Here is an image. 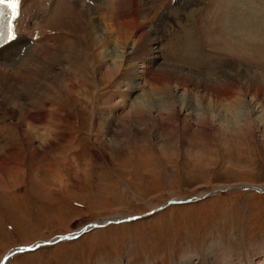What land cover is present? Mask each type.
<instances>
[{
    "label": "rangeland",
    "instance_id": "rangeland-1",
    "mask_svg": "<svg viewBox=\"0 0 264 264\" xmlns=\"http://www.w3.org/2000/svg\"><path fill=\"white\" fill-rule=\"evenodd\" d=\"M83 1L85 7L93 8L89 11L92 15L84 12L86 21L75 9L64 8L59 16L63 13L64 19L59 18L62 32L56 30L55 39L41 42L42 47L28 53L26 47L32 44L26 45L20 49V59L7 60L5 66L2 61L0 65V155L9 159L0 165V259L12 249L51 241L90 223L138 216L93 227L74 239L19 251L6 261L264 264L261 250L256 251L257 247L264 248V90L259 91L255 112H248L241 105L239 84L230 80L227 84L212 72L215 67L209 62L217 60L216 49L204 45L210 44V38L207 41L204 34L198 36L200 22L188 28L196 16L207 13L203 4H188L184 20L177 22L167 12L168 20L158 22L155 14L164 2L146 3L150 7L147 22H155L154 27L161 24L153 36L161 40L162 55H158L152 69H143L140 58L147 53V22L139 19L145 28L136 33L129 20L132 5L136 3L133 6L138 10L143 3ZM253 2L258 3L239 1L248 18L260 22L262 19L251 8ZM26 3L24 0L26 10L11 55L18 51L21 36L27 34L26 25L31 26L32 5L28 3L32 0ZM79 3L75 4L82 5ZM188 29L195 36L198 32L199 41L195 42L200 44L191 45V57L186 55V47L179 46L187 39L181 40ZM54 31L45 34L53 35ZM76 45L78 50L83 49L80 60L74 55L67 58L65 51ZM102 50L105 54L100 53ZM127 57L130 60L124 62ZM165 63L207 74L202 76L203 81L197 76L176 78L162 69ZM111 64L115 69L109 68ZM67 65L69 75L60 73L59 68ZM143 71L148 73L143 75ZM132 79L136 88L126 102L142 96L150 105L147 111L135 110L127 116L129 102L121 103L119 94H126L124 90ZM211 81L217 83L216 88ZM167 99L175 102L178 116L173 115V107L167 108L171 101H163ZM19 134L25 141L30 139L32 147L22 146ZM7 145L13 152L4 153ZM207 193L200 199L159 209L168 200ZM255 251L260 259L249 258Z\"/></svg>",
    "mask_w": 264,
    "mask_h": 264
},
{
    "label": "bare ground",
    "instance_id": "bare-ground-1",
    "mask_svg": "<svg viewBox=\"0 0 264 264\" xmlns=\"http://www.w3.org/2000/svg\"><path fill=\"white\" fill-rule=\"evenodd\" d=\"M27 1V3H28V1L29 0H26ZM80 1V3H82V1L83 0H32V3H28V4H31L32 6H31V11H32V13H30V16L32 15V18L29 16V18H30V20H31V26L29 25V23H28V26L26 25V29H27V34L26 35H22L21 36V41H20V43H18V44H20V45H18V47L16 48L18 51H16V53H14V55L12 54H10V52L9 51H12L11 49L14 47V46H16V44H17V40H18V38L15 40V41H13V42H10V43H8L7 45H5V46H3V47H1L0 48V65H1V63H2V61H3V66H5L4 64L6 63V61L7 60H10V59H12V60H14V59H16L17 58V60L18 59H20L21 57V55H20V49L22 48V47H25L26 45H31V46H29L30 48H28L27 49V47H26V51H27V53H28V51L30 52L31 51V49L33 50L34 49V51L35 50H37V49H39L40 47H42L41 46V44H43V43H41V42H43V41H45V42H47V41H50V40H53V39H55V37H56V33H60V32H62L61 31V24H60V22H62V21H59V18H61L62 17V15H63V13H62V15H61V17H59L60 16V12L64 9V8H67L68 10H72L73 11V9H75V13H77V14H79V16L80 17H82V18H84L85 19V11L86 12H89V11H92V9H90V8H87V7H85L86 6V4L84 5L83 3H82V5H76L75 3H77V2H79ZM88 1V0H87ZM95 1H100V0H95ZM95 1H91V4H92V2H94V4H96V2ZM107 1H109V0H107ZM129 1H132V4H133V2H135L134 0H129ZM147 1V2H146ZM154 0H152V2H153ZM159 1H161V0H159ZM158 1V2H159ZM163 2H164V4L163 3H158L159 5L158 6H160V8H161V11L159 10V13L157 14V12H156V14L155 15H158L157 17H156V19H158V22L160 21V22H163V21H167L168 20V18H167V16H168V14H166L167 12L169 13V15L170 14H172L173 16H174V18H175V20L178 22V20H180L181 18H182V20H184V18H185V16H184V8H186V7H188L187 5L189 4V5H193V4H203V9L205 10V12H207L205 15H204V17H202V16H196V18H194L195 19V22L193 23V25H190L188 28H190L191 29V27L193 28L194 27V24L195 23H197V22H200V26L201 27H199V34H198V32L197 31H195V32H197V34H198V36L200 35V37L202 36V34H204V37L206 36V38H207V41H208V38H210L209 40L211 41L210 42V44H209V42L207 43V42H204V39H203V42L205 43L204 45H210V47L212 46L213 47V49H216V53L215 54H217V60L215 59L214 61L212 60L211 62H209V65L210 66H213V68L214 69H212V72L213 73H215V74H218V76H217V78H219L220 80L222 79V80H224L223 82H225L226 81V83L228 82L229 83V80L231 81V83L233 84V82L235 81L236 83H238L239 84V88H241L242 89V95L241 96H243L241 99H240V101H241V105L243 104L246 108H248V112H252V113H254L255 112V109H256V107H257V105H256V100L258 99V94H259V91L260 90H264V20H263V16H264V3H262V2H259V0H254V1H256V2H258V3H255V2H253V3H251V8H254V11H256V13H257V16L259 17V18H261L260 20H255V21H260V22H254V21H252V20H250L249 18H248V16H247V14H246V11H244V9H243V7L240 5V3H239V1H241V0H215L214 2H213V0H168L167 1V3H165V0H162ZM41 2V3H40ZM84 2V1H83ZM89 2H90V0H89ZM104 3L106 2V1H103ZM152 2H151V0H138V5L139 4H141V3H143L142 5H144V6H142L141 7V9H138L137 10V8L138 7H134L133 5L135 4V5H137L136 3H134L133 5H132V8H131V10H130V12H129V20H130V23H131V21H132V23H134V27H133V29L135 30V32L136 31H138V30H143L145 27H147V33H148V42L145 44V49H144V51L146 50L147 51V53L146 52H142V53H146L145 54V56H143V57H141L140 58V62H141V67L143 68V69H152L153 68V65H155V61L157 62L158 60H157V57H158V55H160V58H161V55H162V52H161V48H160V42H161V40H160V38H157V37H154L153 36V33L154 34H156V33H158V31H160L159 29V27H158V25L160 24H156V26L154 27V25H155V22L154 23H148L147 22V20H146V18H148L149 17V8L148 7H146V3H149L148 5H150V3L152 4ZM264 2V1H263ZM22 3L24 4V0H22ZM26 3V5H28ZM79 3V4H80ZM100 4H102V2L100 1L99 2ZM98 3V4H99ZM103 3V4H104ZM154 3V2H153ZM22 4V9H23V5ZM98 4H97V6H98ZM106 4H107V2H106ZM88 5V4H87ZM131 5V4H130ZM93 6V5H92ZM25 7V6H24ZM28 6H26V8H27ZM61 7H63V8H61ZM98 7H100V6H98ZM112 7V6H111ZM28 8V9H29ZM60 8H61V10H60ZM95 8V7H94ZM114 8V7H113ZM112 9V8H111ZM130 9V8H129ZM25 10L26 9H24L23 10V13L25 14ZM65 10V9H64ZM97 10L98 9H96L95 11H93L94 13L96 12L97 13ZM114 11H117V9L116 10H114ZM21 12H22V10H21ZM27 12H28V10H27ZM100 12V11H99ZM118 12V11H117ZM221 12H223V15L220 17V13ZM95 13V14H96ZM126 13H128V12H126ZM67 14V13H66ZM74 14V13H73ZM89 15H92V14H90V12L88 13ZM101 14V13H100ZM117 14V13H116ZM21 15V14H20ZM29 15V14H28ZM65 15V14H64ZM119 15V14H118ZM127 15V14H126ZM244 15H245V18H246V20L244 19ZM26 15H24V17H25ZM34 16V17H33ZM66 16V15H65ZM70 16V15H69ZM97 16V15H96ZM120 16V15H119ZM125 16V15H124ZM75 17V16H74ZM20 18V17H19ZM63 18V17H62ZM67 18H68V16H67ZM79 18V17H78ZM154 18V17H153ZM25 19V18H24ZM64 19V18H63ZM62 19V20H63ZM69 19V18H68ZM70 19H72V18H70ZM80 19V18H79ZM87 19V18H86ZM86 19H85V21H86ZM139 19H142V22H143V20H145L147 23L146 24H144L145 25V27H144V25H142L141 23H140V21H139ZM27 20V19H26ZM128 20V19H127ZM149 20V19H148ZM187 20V19H186ZM193 20V19H192ZM66 21V20H65ZM75 21V20H74ZM122 21V20H121ZM124 21V20H123ZM197 21V22H196ZM73 22V21H72ZM77 22V21H76ZM112 22V21H111ZM151 22H153V21H151ZM129 23V22H128ZM145 23V22H144ZM192 23V22H191ZM32 24L34 25V26H32ZM70 24V23H69ZM94 24V26L95 25H97L95 22L93 23ZM122 24V23H121ZM121 24H120V26H121ZM199 24V23H198ZM65 25V24H64ZM92 25V24H91ZM109 25V24H108ZM114 25V24H113ZM123 25H125V23L123 24ZM122 25V26H123ZM161 25V24H160ZM164 25H166V24H164ZM126 26V25H125ZM124 26V27H125ZM132 26H133V24H132ZM131 26V27H132ZM25 27V26H24ZM71 27V26H70ZM97 27H98V25H97ZM118 27H119V25H118ZM92 28H94V27H92ZM91 28V29H92ZM113 27H112V25H111V29H112ZM123 28V27H122ZM196 28H198V27H196ZM23 29V28H22ZM36 30L37 31V33H39L40 34V37L38 38V39H36V40H34L31 44H29V43H27V41H28V39L30 38V36L32 35V33H33V30ZM51 29H55V31H54V34L53 35H46L45 34V32H48L49 30H51ZM96 29V28H95ZM94 29V30H95ZM115 28H113L112 30H114ZM124 29V28H123ZM56 30H59L58 32L56 31ZM93 30V29H92ZM100 30H102V29H100ZM182 30H185V28L184 29H182ZM18 31H19V29L17 28V35H19L18 34ZM25 31V30H24ZM23 31V32H24ZM89 31V30H88ZM103 31V30H102ZM102 31H101V36H102ZM108 31V30H107ZM131 31V30H130ZM144 31V30H143ZM143 31H142V33H143ZM71 32V31H70ZM91 32V31H90ZM96 32V31H95ZM180 32H182V31H180ZM192 31H190L189 29H188V31L186 30V33L185 32H183V37L181 38V40H184V39H186L185 40V42H183V43H179V46H181V47H186V50L188 51V52H186V55L187 56H190V55H192V52L194 51L193 50V48L191 47V45H193V43H194V45H196L197 43L195 42V41H199V39L197 40V38H196V36H197V34H196V36L195 35H193L192 33H191ZM194 32V31H193ZM36 33V35H38ZM74 33V32H73ZM81 33V32H80ZM88 33V32H87ZM92 34H93V31L91 32ZM91 33H90V35H91ZM97 33V32H96ZM109 33V32H108ZM121 33H122V31H121ZM137 33V32H136ZM141 33V32H140ZM142 33H141V36L143 37V35H142ZM99 34V33H98ZM89 34H88V37L90 36ZM95 35V34H94ZM127 35V34H126ZM146 35V34H145ZM192 35L193 36H195V38L194 37H192ZM57 36H58V34H57ZM82 36V35H81ZM121 36V35H120ZM123 36H125L124 34H123ZM182 36V35H181ZM91 37H93V36H90V38ZM139 37V36H138ZM142 37H141V39H142ZM145 37V36H144ZM160 37V36H159ZM60 38H62V37H60ZM82 38H84V37H82ZM94 38H96V37H94ZM119 38V37H118ZM133 38V37H132ZM67 39V38H66ZM65 39V40H66ZM101 39V38H100ZM138 39V38H137ZM141 39H140V41L139 42H141ZM60 40V39H59ZM63 40V39H62ZM64 40V41H65ZM84 40V39H83ZM89 40V39H88ZM99 40V39H98ZM142 40H145V39H142ZM61 41V40H60ZM85 41V40H84ZM101 41V40H100ZM202 41V40H201ZM206 41V40H205ZM92 42H94V41H92ZM92 42H90V43H92ZM139 42L137 43V44H139ZM145 42V41H144ZM202 42V43H203ZM68 43V42H67ZM83 43H85V42H83ZM201 43V42H200ZM212 43V44H211ZM51 44V43H50ZM66 44V43H65ZM69 44H71L70 46H74V43H69ZM94 44H96V42H94ZM52 45V44H51ZM141 45H143V44H141ZM186 45H188V47L190 48V50H188L187 49V46ZM198 46H200V44H197ZM49 46V45H48ZM56 46V45H55ZM77 46V45H76ZM82 46V45H81ZM90 46V45H89ZM91 46H93V44L91 45ZM137 45H135L134 47H136ZM140 46V45H139ZM34 47V48H33ZM100 47V46H99ZM98 47V48H99ZM51 48V47H50ZM71 48V47H70ZM73 48V47H72ZM94 48H96V47H94ZM98 48H97V50H98ZM140 48H141V46H140ZM139 48V49H140ZM142 48H144V47H142ZM45 49V48H44ZM63 48H61V50H62ZM138 49V48H137ZM185 49V48H184ZM83 49H80V50H78V46L77 47H74V49H69V51H65L66 52V55H67V58L68 57H72L73 55L74 56H77V57H74L75 59L77 58H79V60H80V57L82 56V54H81V52L80 51H82ZM100 50V49H99ZM104 50V49H103ZM103 50L102 51H100V53L102 54V52H103ZM210 50V49H209ZM92 51V50H91ZM191 51V52H190ZM80 52V53H79ZM93 52H95V50L93 51ZM184 52V51H183ZM24 53H26L25 51H24ZM34 53V52H33ZM104 54H105V51L103 52ZM119 53V52H118ZM140 53H141V51H140ZM196 53V52H195ZM212 53V52H211ZM49 54V53H48ZM97 54H99V51H98V53ZM100 54V55H101ZM167 54V53H166ZM183 54H185V53H183ZM189 54V55H188ZM20 55V56H19ZM25 55V54H24ZM29 55V54H28ZM72 55V56H71ZM109 55V54H108ZM119 55V54H118ZM128 55H129V53H128ZM174 55V54H173ZM208 56H210V54H207ZM17 56H19V57H17ZM97 56V55H96ZM207 56V57H208ZM214 56V55H213ZM93 57H94V55H93ZM191 57V56H190ZM211 57V56H210ZM95 58V57H94ZM100 58V57H99ZM195 58V57H194ZM206 58V57H205ZM22 59H24V58H22ZM87 59V58H86ZM121 59V58H120ZM188 59V58H187ZM25 60V59H24ZM23 60V61H24ZM83 60V59H82ZM100 60V59H99ZM128 60H130L129 59V57H127V58H123V61L124 62H126V61H128ZM191 60H193V58L191 59ZM21 61V60H20ZM78 61V60H77ZM102 61V60H101ZM187 61V60H186ZM194 61V60H193ZM192 61V62H193ZM196 61V60H195ZM17 62V61H16ZM111 62V61H110ZM188 62H189V60H188ZM192 62H191V64H192ZM15 63V62H14ZM21 63V62H20ZM25 63V62H24ZM69 63H71V64H73L72 63V60L70 59V61H69ZM76 63V62H75ZM79 63V62H78ZM81 63V62H80ZM112 63V62H111ZM158 63V62H157ZM194 63V62H193ZM222 63H224V64H222ZM246 63V64H245ZM83 63H81V65H82ZM127 64V63H126ZM190 64V65H191ZM214 64H216V66L214 65ZM6 65H7V63H6ZM11 64H9V66H10ZM14 65V64H13ZM157 65H159V64H157ZM193 65V64H192ZM8 66V68H10V69H12V65H11V67H9ZM77 67H78V65H76ZM83 66V65H82ZM97 66V65H96ZM162 66V69H164L166 72H169V74L171 75V76H174V77H176V78H180L181 79V77H184V76H189V77H193V76H197V77H199V79H201V78H205V75L207 74H205V73H203V72H199V73H196L194 70H189V68L188 69H185L184 67H179V66H177V65H171V64H167V63H165V64H162L161 65ZM201 66V65H200ZM206 66H208V65H205V67ZM255 66V67H254ZM257 66V67H256ZM14 67V66H13ZM69 67V68H68ZM160 67V66H159ZM191 67V66H190ZM3 68V67H2ZM6 68V67H5ZM96 68V67H95ZM101 68V67H100ZM109 68H114V65L113 64H111L110 66H109ZM117 68H118V66H117ZM121 68V67H120ZM191 68H193V67H191ZM199 68V67H198ZM197 68V69H198ZM17 69V68H16ZM69 69H70V66H68L67 65V67H63V66H61V68H59V71H60V73L62 72V74H64V75H69ZM115 69V68H114ZM161 69V70H162ZM79 70V69H78ZM201 70V69H200ZM13 71V70H12ZM210 72H211V70H209ZM118 72V71H117ZM144 72V71H143ZM146 73H148L147 71L146 72H144V74L143 75H146ZM112 75H113V72H112ZM208 75H210V74H208ZM137 76V75H136ZM203 76V77H202ZM196 77V78H197ZM210 77H212V76H210ZM132 78H133V76H132ZM156 77H154V81L156 80L155 79ZM187 78V77H186ZM191 78L189 79L190 80V82H191ZM185 79V78H184ZM209 79V78H208ZM213 79V78H212ZM130 80V79H129ZM133 80L134 79H132L131 81H130V85L127 87V85H126V87L128 88H126V90H124V91H126L125 93L126 94H124V95H122V93H120L119 94V98H121V103H123L122 101L123 100H125L128 96H129V94H130V92H131V90L133 89V88H136L135 86H134V84H133ZM187 80V79H186ZM185 80V81H186ZM202 80V79H201ZM205 80V79H204ZM215 80H217V79H215ZM221 80V81H222ZM72 81V80H71ZM113 81V80H112ZM178 81V80H177ZM185 81H183V82H185ZM203 81V80H202ZM205 81H207V83H208V81L209 80H205ZM219 81V80H218ZM233 81V82H232ZM128 82V81H127ZM181 82V81H180ZM183 82H181V83H183ZM213 81H211V84L212 85H214V82L212 83ZM220 82V81H219ZM156 83V82H155ZM157 83H158V80H157ZM193 83V82H192ZM227 83V84H228ZM230 83V84H231ZM128 84V83H127ZM184 84V83H183ZM210 84V85H211ZM216 85H217V83H216ZM216 85H214V87L216 86ZM218 86H220V85H218ZM211 87H213V86H211ZM221 87V86H220ZM235 87V86H234ZM206 88V87H205ZM216 88V87H215ZM214 88V89H215ZM230 88H231V86H230ZM209 89V88H208ZM212 89V88H211ZM210 89V90H211ZM213 89V91H215ZM218 89V88H217ZM224 89H227V88H224ZM234 89V88H233ZM236 89V88H235ZM123 91V90H122ZM212 91V90H211ZM217 91H219V90H217ZM15 92V91H14ZM221 94H223L224 93V91H219ZM233 92V91H232ZM215 93V92H214ZM218 93V92H217ZM247 94H250L248 97H247ZM165 96V95H164ZM218 96V95H217ZM11 97V96H10ZM14 97V96H13ZM13 97H12V99H13ZM15 97H17V96H15ZM215 97V96H214ZM222 97V96H221ZM165 98H167V97H165ZM210 98V97H209ZM216 98V97H215ZM218 98H219V96H218ZM211 99V98H210ZM217 99V98H216ZM171 100V99H170ZM169 99H167V100H163V101H165V102H169L170 101ZM180 101L182 100V98L181 99H179ZM162 101V102H163ZM183 101V100H182ZM4 102V101H3ZM17 102V101H16ZM15 102V103H16ZM18 102H19V100H18ZM116 102H118V101H116ZM125 102H126V100H125ZM127 102H129V101H127ZM126 102V103H127ZM223 103V102H222ZM1 104L2 103H0V106H1ZM115 104H120V103H115ZM169 106L167 107L168 109H170V106L171 107H173V110H172V113H174L173 115H175V116H178L179 114L176 112V109H175V102L173 101V100H171L169 103ZM118 105H116L117 107H118ZM124 105V104H123ZM147 105H150L149 103H148V100L147 99H145V98H142V96L141 97H135V98H133V99H131L130 100V102H129V104H128V109H129V111H128V113H127V116H128V114H131V113H133L135 110H137V111H140V112H143V111H147L146 110V106ZM15 106V105H14ZM17 106V105H16ZM15 106V107H16ZM15 107H13V108H15ZM21 107V106H20ZM120 107V106H119ZM127 107V106H126ZM167 108H164V109H166L167 110ZM203 109V108H202ZM200 110V111H203V110ZM22 110V109H21ZM20 110V111H21ZM204 110H205V108H204ZM165 111V110H164ZM168 111V110H167ZM166 111V112H167ZM27 112V111H26ZM11 113V112H10ZM13 113V112H12ZM14 114H15V112H14ZM95 114H97L96 112H95ZM137 114V113H136ZM220 114V113H219ZM250 114V113H249ZM28 115V114H27ZM98 116V115H97ZM30 117V116H29ZM219 117V116H218ZM19 136H20V139H21V142H22V146H27V145H31V141H30V139H28V140H24L23 139V135L22 134H19ZM30 138V137H29ZM6 148H5V151H4V153H11V152H13L12 150L13 149H11V148H9L10 146L9 145H7V146H5ZM31 147H32V145H31ZM10 156V155H9ZM8 158H6V155H5V157L4 156H2V155H0V165H5L7 162H8ZM5 171V170H4ZM8 171V170H7ZM247 188H249V187H247ZM262 191V190H261ZM92 229H94V228H90L89 230H92ZM88 230V231H89ZM253 249H255L256 250V248H253ZM16 250H19V249H15L14 251H10L9 253H7L6 254V256H5V259H3L0 263H2V264H10L8 261H6L9 257H11L12 256V254H14V253H17L18 251H16ZM259 250H261V252H262V254H263V257H264V248H261V247H257V250L256 251H258V252H260ZM256 251L254 252V253H251L250 255H249V258H251V257H253V258H257V259H260V257H259V255H257V253H256ZM203 255V254H202ZM210 256V255H209ZM239 256V255H238ZM202 257V256H201ZM238 258V257H237ZM243 258V257H242ZM203 259V258H202ZM204 259H205V257H204ZM5 261V262H4ZM207 261V260H206ZM250 262H252V261H250ZM261 262V261H260ZM216 264V263H215ZM235 264V263H234ZM248 264H252V263H248ZM262 264V263H261Z\"/></svg>",
    "mask_w": 264,
    "mask_h": 264
},
{
    "label": "snow or ice",
    "instance_id": "snow-or-ice-1",
    "mask_svg": "<svg viewBox=\"0 0 264 264\" xmlns=\"http://www.w3.org/2000/svg\"><path fill=\"white\" fill-rule=\"evenodd\" d=\"M20 4L21 0H0V46L18 38L17 22L20 17ZM61 239L69 240L74 237L64 236Z\"/></svg>",
    "mask_w": 264,
    "mask_h": 264
},
{
    "label": "water",
    "instance_id": "water-1",
    "mask_svg": "<svg viewBox=\"0 0 264 264\" xmlns=\"http://www.w3.org/2000/svg\"><path fill=\"white\" fill-rule=\"evenodd\" d=\"M229 187H231V186H226L225 188H229ZM251 188H253L252 186H251ZM256 189H259V188H257L256 187ZM204 196H206V194L205 195H203V197ZM202 198V197H201ZM194 200H197V199H194ZM171 204H178V203H182L181 201H171L170 202ZM167 204V203H166ZM164 206V205H163ZM163 206H161V207H163ZM150 213V212H149ZM145 215V214H144ZM138 216H133V217H125L123 220H132V219H135V218H137ZM121 218H119V219H116L115 221H112V222H120L121 220H120ZM93 226H97L96 224H90L88 227H86V228H83L82 230H88L89 228H91V227H93ZM98 227V226H97ZM81 230V231H82ZM67 236H71V235H67ZM64 237V236H63ZM58 239H61V237H59ZM58 239H56V240H58ZM24 250H27V249H24ZM5 255H6V253H5Z\"/></svg>",
    "mask_w": 264,
    "mask_h": 264
}]
</instances>
